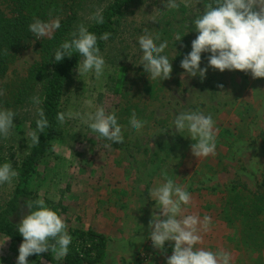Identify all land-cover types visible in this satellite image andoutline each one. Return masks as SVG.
I'll return each mask as SVG.
<instances>
[{"label":"rangeland","instance_id":"1","mask_svg":"<svg viewBox=\"0 0 264 264\" xmlns=\"http://www.w3.org/2000/svg\"><path fill=\"white\" fill-rule=\"evenodd\" d=\"M177 2L180 9L169 11L164 7L167 0H141L138 6L130 8L117 39L101 52L105 59L103 75L97 79L92 72L78 76L76 71L72 76L65 90L62 112H88L98 106L105 107L109 113L115 111L124 140L122 144L113 143L111 148H105L111 142L100 138L79 120H67L31 179L33 198L55 206L71 234L85 225V210L92 208L94 202L103 209L118 208L127 218L139 212L138 204H144V210H153L151 205L155 202L148 193L164 182L161 173L167 172L192 196V208L186 214L212 218V229L203 234L199 247L231 253V264H264V252L237 248L236 231L225 222H216L221 220V191L235 180L254 191L264 174V78L252 79L242 71L220 72L211 68L203 81L199 76L182 77L184 70L180 62L191 51V42L197 35L193 20L203 3L201 0ZM84 4L82 22L86 23L92 11L97 10V0H86ZM57 18L60 19L51 20ZM146 28L154 38L159 36L155 40L157 45L167 41L162 55L171 61L170 79L149 80L143 65H138L142 52L137 38ZM176 35L183 36L181 41H175ZM208 55L202 54L201 67L207 64ZM38 58L34 44L16 56L0 79L4 94L7 85L25 77ZM221 84L223 88L218 87ZM88 100L93 107L85 103ZM35 111L31 102L23 105L17 111V118L23 122L14 118L11 135L7 139L0 137L2 164L11 162L15 168L29 151L32 145L27 137L30 131L27 119ZM185 111H201L212 116L217 130L214 156L197 159L191 153L193 141L189 134L175 131L173 121ZM133 112L137 119L146 122L139 133L129 123ZM15 182L16 178L11 185H0V208L10 197ZM28 211L23 205L19 221ZM99 215L100 211L96 216ZM115 242L109 244L107 260L96 264L114 262L120 249ZM0 244H3L0 264H16L20 244L3 234H0ZM149 244L144 250L149 255L145 263L139 261L143 253L140 251L134 259L124 260L122 264H150L160 252L152 247L151 240ZM173 244H165V250L172 252ZM28 261L29 264H51L45 259L36 261L32 255Z\"/></svg>","mask_w":264,"mask_h":264},{"label":"clouds","instance_id":"2","mask_svg":"<svg viewBox=\"0 0 264 264\" xmlns=\"http://www.w3.org/2000/svg\"><path fill=\"white\" fill-rule=\"evenodd\" d=\"M180 6L177 0H167L164 4L169 11L179 10ZM198 11L199 14L193 20L196 38L191 42V51L180 62V67L184 70L182 77L199 76L203 81L211 68L220 72L242 71L250 74L252 79L264 78V0H208L203 3L202 10ZM88 19L96 24H103V8H97ZM28 28L36 39H42L59 29L60 21L57 18L44 22L34 18ZM110 35L111 33L105 32L99 39L107 40ZM70 37V40H65L55 50L54 61L61 62L65 56L71 57L76 53L80 57L76 66L78 76L92 72L99 79L104 73L105 59L100 53L97 35L90 32L84 23H80L70 32ZM182 37L176 35L175 41H181ZM158 39L159 36L154 38L147 28L137 38L142 52L138 65H143L144 72L152 81L170 79L173 71L171 61L166 55H162L168 46L167 41L157 45L155 40ZM203 53L209 55L207 64L201 67ZM218 87L223 88V85ZM253 92L254 90L252 94ZM3 94L0 89V95ZM30 101L39 117L36 129L27 133L34 146L40 143L39 133H44L50 125L43 108L39 107L41 98L33 96ZM85 103L93 107L91 100ZM16 116L17 113L11 109H0V137L7 139L11 135ZM56 119L61 124L67 120H79L100 138L111 142L106 143L105 148H111L113 143H123L122 128L115 111L106 112L103 106L88 112H60ZM129 123L139 133L146 122L137 119L133 112ZM173 124L177 133L186 131L189 134L188 137L193 141L190 148L194 157L199 159L215 155L217 130L211 115H205L201 111H185L175 117ZM161 175L164 182L148 193L155 202L148 223L147 239L151 240L152 247L164 252L166 242H174L172 254L166 258V264H231V253L223 249L213 252L196 247L202 242L203 234L211 230L212 218L204 215L201 219L197 214H186V206L193 203L191 194L185 186L175 183L167 172H162ZM18 176L19 172L11 162L0 165V185H11ZM26 207L28 214L23 215L16 225L23 237L16 264H29V256L49 252L54 253L57 259L65 257L72 237L63 218L47 207L44 199L26 201ZM140 239L143 240L144 237Z\"/></svg>","mask_w":264,"mask_h":264},{"label":"trees","instance_id":"3","mask_svg":"<svg viewBox=\"0 0 264 264\" xmlns=\"http://www.w3.org/2000/svg\"><path fill=\"white\" fill-rule=\"evenodd\" d=\"M85 1L0 0V79L6 75L16 56L32 44L39 54L25 77L7 85L6 94L0 96V109L7 108L17 113L19 108L31 102V97L39 96L42 100L39 107L43 108L50 125L44 133H39L40 143L32 145L15 167L19 176L16 177L10 197L0 208V234L19 244L23 237L16 226L19 223L18 216L26 201H34L30 182L38 165L49 154L54 139L61 132L62 124L56 117L62 112L66 87L77 71L80 59L78 54L73 53L71 57L65 56L61 62H55V50L65 40L71 39L70 32L76 25L83 23ZM140 2L141 0H97V8H103L104 23L96 24L89 20L84 24L90 32L97 35L100 53L117 39L130 8L138 6ZM56 17L60 18V28L51 36L36 39L29 31L28 26L34 18L48 22ZM105 32L111 33L110 37L100 40V35ZM38 118L36 111L28 117L30 131L36 129ZM15 119L23 122L17 116ZM262 140L264 144V131ZM2 162L4 159L0 157V165ZM221 192L219 216L230 229L236 231V247L264 252V174L254 191H250L240 180H235ZM46 206L56 211L55 206L48 203ZM70 235L72 242L68 254L62 259H57L52 252L32 255L33 259H45L51 264H96L102 261L107 245V238L102 233L93 229H74Z\"/></svg>","mask_w":264,"mask_h":264},{"label":"crops","instance_id":"4","mask_svg":"<svg viewBox=\"0 0 264 264\" xmlns=\"http://www.w3.org/2000/svg\"><path fill=\"white\" fill-rule=\"evenodd\" d=\"M96 198H98V196ZM151 206H154V204ZM186 207L187 210H191L192 204ZM137 208L140 210L134 216L132 215V218L125 217V215L122 214L118 208L108 207L103 209L102 207H98L96 202H94L92 208L85 210L87 212L85 225L79 226L78 229H93L102 233L107 238L105 254L102 261L99 263H103L107 260L109 254V244L115 241V243L120 245V249L117 251L114 262L111 263L113 259H109V263L111 264H122V261L124 260L130 261L135 258L138 252H144V250H147L150 247V239H147L149 235L148 223L152 214L150 212L153 210H144L146 208L144 204H138ZM99 211L100 215L96 216ZM157 214H159L158 211ZM216 222L222 223L223 221L216 220ZM111 237L112 240L110 241L109 239ZM140 237H144V239L141 240ZM168 243L171 242H166V244ZM123 245L125 246L123 247ZM197 247H199V244ZM158 251L160 254H156L152 258V262L150 264H166V258L172 254V252L168 250H165L164 252H161L160 250Z\"/></svg>","mask_w":264,"mask_h":264},{"label":"built area","instance_id":"5","mask_svg":"<svg viewBox=\"0 0 264 264\" xmlns=\"http://www.w3.org/2000/svg\"><path fill=\"white\" fill-rule=\"evenodd\" d=\"M138 258H139V261H141L142 263H145L148 260L149 255L148 253L143 252L139 255Z\"/></svg>","mask_w":264,"mask_h":264}]
</instances>
